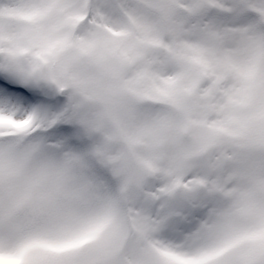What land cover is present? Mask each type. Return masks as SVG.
Returning <instances> with one entry per match:
<instances>
[{
	"label": "snow or ice",
	"instance_id": "1",
	"mask_svg": "<svg viewBox=\"0 0 264 264\" xmlns=\"http://www.w3.org/2000/svg\"><path fill=\"white\" fill-rule=\"evenodd\" d=\"M0 264H264V0H0Z\"/></svg>",
	"mask_w": 264,
	"mask_h": 264
}]
</instances>
